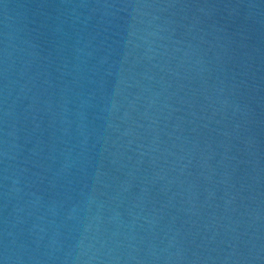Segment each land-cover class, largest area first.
<instances>
[{"label":"water","instance_id":"1","mask_svg":"<svg viewBox=\"0 0 264 264\" xmlns=\"http://www.w3.org/2000/svg\"><path fill=\"white\" fill-rule=\"evenodd\" d=\"M0 264H264V0H0Z\"/></svg>","mask_w":264,"mask_h":264}]
</instances>
